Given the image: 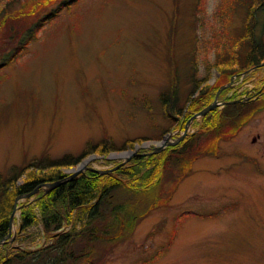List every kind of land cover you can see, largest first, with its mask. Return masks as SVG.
<instances>
[{
  "label": "rangeland",
  "instance_id": "374dc122",
  "mask_svg": "<svg viewBox=\"0 0 264 264\" xmlns=\"http://www.w3.org/2000/svg\"><path fill=\"white\" fill-rule=\"evenodd\" d=\"M20 1L0 0V18ZM219 2L65 3L38 29L18 60L0 67V171L46 154L82 153L76 164L61 167L69 177L84 161V170L125 164L136 155L131 151L151 153L167 135L177 138L186 128L177 143L196 131V118L225 104L179 126V121L162 116L157 94L176 73L183 114L190 113L187 93L192 83L187 75H208L192 97L204 84L223 78L213 65L215 45L225 34L222 19L215 16ZM240 21L237 14L234 23ZM241 71L242 87L252 89L263 80L264 64ZM209 94L208 90L202 99ZM143 96L152 105L149 110L141 102ZM235 107L231 110L237 111ZM151 120L159 123L157 129ZM102 136L120 148L107 153L87 148L89 139ZM128 138L133 142L127 143ZM218 147V155H199L183 169L172 167L164 180L170 178L155 190L152 206L156 205L96 264H264V108L236 134L219 139ZM124 151L125 155L117 154ZM121 191L131 205L147 203L142 195ZM30 196L16 200L22 203ZM19 218L16 208L9 218L10 242ZM33 240L17 243L33 247L42 241Z\"/></svg>",
  "mask_w": 264,
  "mask_h": 264
},
{
  "label": "trees",
  "instance_id": "16d2710c",
  "mask_svg": "<svg viewBox=\"0 0 264 264\" xmlns=\"http://www.w3.org/2000/svg\"><path fill=\"white\" fill-rule=\"evenodd\" d=\"M60 1L56 4V0H22L15 9L2 11L0 67L18 60L31 38L37 37L38 29L60 13L65 3L70 6L77 0ZM197 4L198 1L194 6ZM259 13H264V0H220L215 16L222 19L225 34L215 45L213 65L220 69L223 78L214 85L204 84L192 97L208 75L188 74L187 79L192 83L187 93L190 113L183 114L178 76L172 74L168 84L157 94L164 118L170 122L179 121V126H183L189 117L213 100L219 86L231 74L253 66L258 69L264 64V17L260 18ZM237 14L241 18L240 25L234 23ZM208 90L210 94L203 100ZM252 92L247 100L224 103L219 111L210 110L201 119L194 116L197 130L177 143L168 144L157 152L136 154L108 172L87 168L46 191L41 186L22 203L16 200L18 195L33 191L39 184L65 178L68 175L61 167L76 164L82 153L75 156L67 152L56 157L46 154L22 166L12 164L7 171H0V240L7 234L10 215L16 208L20 216L14 241H8V237L0 243V264H96L111 244L131 233L138 221L156 205L152 206L157 197L155 190L170 178L168 175L164 180L172 167L183 169L199 155L222 153H218L219 139L236 134L264 108V76ZM141 102L148 110L152 106L147 96H143ZM232 106H236L237 111L231 110ZM151 125L157 129L159 123L151 120ZM129 142L133 141L128 138ZM86 146L101 153L120 148L108 136L96 141L89 139ZM22 174L24 177L18 180ZM122 189L138 198L142 195L147 203L131 205ZM27 238H41L42 241L33 247L17 243Z\"/></svg>",
  "mask_w": 264,
  "mask_h": 264
},
{
  "label": "water",
  "instance_id": "95a60500",
  "mask_svg": "<svg viewBox=\"0 0 264 264\" xmlns=\"http://www.w3.org/2000/svg\"><path fill=\"white\" fill-rule=\"evenodd\" d=\"M215 106V103L212 102V103H209L208 105H206L204 108L200 109L198 112L195 113V115H202L204 114L208 109L210 108H213ZM186 133V128L184 129L183 133L177 137L176 139H173V140H170L168 136H165L161 142L158 144V145H155L153 146V148L149 151V152H157L159 150H161L163 147H165L167 144H172L174 142H176L177 140H179L180 138H182L184 136V134ZM138 152L137 151H131V154H137ZM131 157V155H128L126 157V160L129 159ZM124 164V161H119L116 165H114L113 167L111 168H95L93 166H87V168H90V169H93V170H96V171H99V172H108L110 171L111 169H114V168H117L119 167L120 165ZM85 165L82 164L80 165L79 167H77L76 169H74V171L72 172V174H70L69 177H65L63 179H56L54 181H50V182H45V183H42V184H39L37 185V187L33 190V191H30V192H27V193H24V194H21V195H18V197L20 196H29L31 195L35 190L39 189L41 186H44V189L45 191L48 190L49 188L53 187V186H56L58 185L59 183H61L63 180H66L67 178H71L72 176H75L76 174L80 173L81 171H83V167ZM14 214V211L11 213L10 215V218H12V215ZM10 226H9V229H8V232L7 234L5 235V237L3 239L0 240V243L2 241H4L8 236L11 235V231H10Z\"/></svg>",
  "mask_w": 264,
  "mask_h": 264
},
{
  "label": "bare ground",
  "instance_id": "6f19581e",
  "mask_svg": "<svg viewBox=\"0 0 264 264\" xmlns=\"http://www.w3.org/2000/svg\"><path fill=\"white\" fill-rule=\"evenodd\" d=\"M118 155H125L126 154V152L124 151V152H120V153H117ZM81 164H85V161L84 162H82Z\"/></svg>",
  "mask_w": 264,
  "mask_h": 264
}]
</instances>
